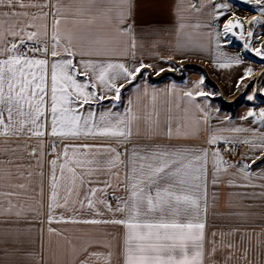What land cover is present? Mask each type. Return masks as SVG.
I'll return each instance as SVG.
<instances>
[{
    "label": "crops",
    "instance_id": "1",
    "mask_svg": "<svg viewBox=\"0 0 264 264\" xmlns=\"http://www.w3.org/2000/svg\"><path fill=\"white\" fill-rule=\"evenodd\" d=\"M50 2L64 12L62 16L53 17L49 14L45 20L36 21L47 26L49 93L51 62L54 59H73L63 53L57 58L50 55L54 19H61L62 31H75L71 21L77 17L73 13L76 8L87 6L86 0ZM128 5H131L130 10ZM213 5L227 7L217 9ZM98 7L111 10L110 19L99 18L91 29L93 35L107 36L114 41L111 47L117 54L109 57V61L123 63L131 71H135L141 64L145 67L141 74L137 75L139 79L131 82L132 84L123 78L115 82L117 86L124 85L119 101L113 98L114 91L101 89L97 82V96H104L105 99L93 101L81 111L86 113L88 109L95 110L97 122L101 113L110 112L121 119L131 116L132 136L126 144L116 139L92 137L62 140L45 135L42 138H29L30 133H25L19 139L10 137L7 143L0 138V152L10 148L19 149L15 153L7 151L6 155H0V162L5 170L12 168L13 184L26 186L24 190L15 189L19 195L12 198L15 205L13 214L0 215V264H81L86 257L87 264H105L109 251L114 253L111 264H122L121 249L126 231L122 225H92L73 221L127 218L128 211L119 213L106 210L107 203L110 202L114 209L119 198H127L129 195L124 191L123 184L117 187L116 173L118 172L119 179L123 180L125 165L118 164L111 175L104 172L89 173L81 177V166L74 163L72 148L82 143L94 147L103 145L119 148L121 159L128 160L130 165L133 149L139 155H144V150L147 149L167 153L186 152L188 160L184 163H188L192 157L203 155L206 151V161L200 162V166L206 169V174L202 175L199 181L201 188L198 216L181 217L205 225L204 264H264V163L262 160L253 163L249 158L260 156L262 151L255 145L264 130V121L259 119V113L264 111V61L244 49V42L249 40L250 29L255 33L251 38L252 47L264 45V39L261 40L264 36V22L253 16V11L258 6L254 4V0H249L248 3L244 0H103ZM39 11L30 10L36 15ZM43 11L50 10L45 8ZM217 11L223 13L219 20L215 19ZM121 12L127 17L124 22L118 19ZM228 19L242 25V32L235 29L236 35L231 32L224 35L223 23ZM253 19L260 23L251 25ZM117 29L130 30L122 35ZM241 36L243 39H240ZM60 43L65 45L67 42L61 39ZM81 59L95 61L96 57L81 58L76 55L74 64L79 67ZM236 59L241 61L238 66L232 64L230 67H220L221 64H228ZM185 66L202 69L212 86L206 85L204 76L198 72H178L179 68ZM249 68L252 72L241 80ZM80 71L83 69L80 68ZM166 73L181 78L151 81ZM76 78L80 82L86 80L84 75H78ZM200 91L205 95H197ZM185 92H192L193 96L189 98L185 96ZM248 95H252L254 99L249 101ZM48 102L50 105V96ZM249 111L255 115L244 119ZM50 121L49 106L47 127L42 124L40 130L50 133ZM149 128L153 131H149ZM236 128L244 131H233ZM210 136L227 138L231 142L241 144V153L235 160H228L219 152L220 158L217 159L213 155L217 150L207 143ZM245 140L250 143H244ZM53 144L56 145L55 153L51 147ZM65 145L69 147L67 160L63 156ZM125 147L127 153L124 151ZM33 150L36 151V156L29 155ZM76 157H79V153ZM54 159L57 160L55 182L58 187L57 200L52 202L50 211V185L53 175L51 161ZM220 159L225 161L226 165L220 164ZM9 160L14 161V164L10 166ZM61 164H66L63 175ZM214 164L220 165L218 170L214 168ZM227 165L250 166V171L245 173L236 167H227L225 170ZM136 167L139 168L138 162ZM68 169L77 173L75 187L79 190V198L73 193L66 208L58 207L57 203H64L65 190L72 184L71 172ZM17 171L24 175L23 179L16 177ZM28 173H31L30 178ZM81 179L84 181L83 187L80 186ZM89 179L93 183H88ZM106 180L111 183L106 194L98 191L93 197V200L97 201L94 208H99L103 213L102 216H96L94 210L88 209L87 202L84 201L85 192L88 188H106L102 183ZM8 190L7 187L3 189ZM3 200L4 207L7 208L8 197ZM99 200H104L105 205L99 204ZM79 201H84L83 208ZM16 212L20 215H15ZM93 252L98 254L97 257H89V253Z\"/></svg>",
    "mask_w": 264,
    "mask_h": 264
},
{
    "label": "snow or ice",
    "instance_id": "2",
    "mask_svg": "<svg viewBox=\"0 0 264 264\" xmlns=\"http://www.w3.org/2000/svg\"><path fill=\"white\" fill-rule=\"evenodd\" d=\"M87 6L76 8L73 15L77 18L71 23L75 26L73 30H61V19H54L52 24L53 33L51 36L52 58L59 57L62 53L73 59L53 60L50 64V93L48 91L49 78V47L46 42L47 26L38 24L36 21H43L51 14L53 17L63 15L64 10L51 4L50 0H0V138L7 143L8 138L16 137L19 139L25 133H30L29 138H42L45 135L59 137L62 140L80 139L92 137L101 139H116L125 144L132 136L133 119L128 116L121 119L118 115L112 113H101L99 122L95 120V110L88 109L86 113L81 110L85 105H90L93 101L103 100L104 96H97V82L101 89L114 91V99L121 98V89L123 84L116 85L120 78L131 83L145 65L141 64L135 71L129 70L123 63H112L109 57L116 55L115 49L111 47L114 43L107 36L100 37L93 35L91 29L99 18L110 19V11L104 10L98 5L103 0H86ZM248 3L249 0H244ZM261 16H264V0H254ZM220 9L227 5H213ZM48 8L49 12L43 9ZM130 10L131 5H128ZM195 8V5H193ZM32 9H39V14L30 12ZM55 9V11H52ZM223 13L217 11L216 20L220 19ZM127 17L123 12L118 14L120 22H124ZM67 23V21H65ZM260 21L253 19L251 25L259 24ZM183 27V25H181ZM43 29V30H41ZM235 29L243 30L242 25L234 23L228 19L223 23V33L236 35ZM130 29H117L120 34H126ZM255 33L250 29L248 31L249 40L244 42V49L253 52L255 56L264 61V45L253 48L251 38ZM264 39V36L261 37ZM67 43L61 45L60 40ZM243 39V36L240 37ZM31 42V43H29ZM135 48V40L132 44ZM73 49H76L74 51ZM95 56V61H85L81 59L79 67L74 64L75 56ZM43 57V58H40ZM240 59L230 61L228 64H221L220 67H230L232 64L239 65ZM80 68L83 71H80ZM252 69L245 71L241 80L247 78ZM78 75H84L86 80L80 82ZM91 81V83H89ZM200 83H203V78ZM239 86V82H238ZM199 96L205 93L200 91ZM50 96V105L48 102ZM185 96L191 98L192 92H185ZM249 101L253 100L252 95H248ZM131 104V101H129ZM27 105V109H25ZM51 113V131H41V126L47 127L48 107ZM6 114V115H5ZM255 114L252 111L247 113L248 117ZM43 118V120H42ZM259 119L264 121V111L259 113ZM123 125V127H121ZM153 131L152 128L148 129ZM198 131V129H195ZM235 132L244 131V129H233ZM139 135V129H137ZM171 136V128H169ZM223 140L231 143L227 138L210 136L207 143L215 145ZM244 143H250L245 140ZM260 148L261 155L251 158L252 162L262 160L264 163V130L260 135L258 143L255 145ZM55 153L56 145L52 146ZM18 148H10L0 155H6L7 151L15 153ZM127 153V148L124 149ZM229 151H231L229 149ZM74 163L81 166V177L89 173H104L111 175L118 164L125 165V177L117 180L124 185V191L129 193L127 198H119L116 201V207L113 209L109 202L106 205L107 211L124 213L129 212L126 219H86L80 222L84 224H114L122 225L125 228L123 244L121 249L122 264H204V228L202 222H192L181 219L189 215L198 216L200 208V188L199 181L202 175L206 174V169L200 166L201 161H206L208 153L205 151L201 156L192 157L188 163V154L186 152L167 153L155 149L144 150V155H139L136 150H132L130 160L121 159L119 148L98 145L93 146L87 143L74 146L72 148ZM69 147L65 145L63 156L67 160ZM79 153V157L76 154ZM36 156L35 150L29 153ZM57 158L59 154L56 153ZM214 157L220 158L217 150L213 153ZM41 159L43 153L40 154ZM40 161H38L39 163ZM139 163V168L136 163ZM11 166L14 161L9 160ZM57 160L51 161L53 170L51 183V196L49 210L51 211L54 201L57 200V183L55 176ZM220 164L226 162L220 159ZM219 164H214V168L219 169ZM17 169L19 165L16 166ZM227 167H236L237 170L248 173L250 166L227 165ZM61 174L66 170V164L60 165ZM71 172L72 184L66 188V196L63 204L57 203L58 207L68 205L70 197L76 193L79 198V190L75 187L77 173ZM17 178L23 179L24 175L18 171L15 173ZM14 173L11 167L5 170L0 162V215H10L15 205L12 198L19 195L15 189H25L24 184H13ZM31 173H28L30 178ZM6 181V183H5ZM99 183L100 181H96ZM88 183H93L91 179ZM106 188H88L85 192L84 201L87 202L88 209L94 210V215L102 216L99 208H94L97 201L93 200L96 193L104 192L111 187L110 180L103 181ZM84 181L81 179V187ZM7 187L8 191H3ZM4 197H8L7 208L4 207ZM84 201H79L81 208ZM99 204L105 205L104 200H99ZM79 211V209H73ZM19 216L20 213L16 212ZM51 223V217L49 219ZM111 247V246H109ZM215 249H213L214 254ZM97 253H89V257H97ZM114 253L109 251L105 264H111ZM88 257L81 264H87Z\"/></svg>",
    "mask_w": 264,
    "mask_h": 264
},
{
    "label": "built area",
    "instance_id": "3",
    "mask_svg": "<svg viewBox=\"0 0 264 264\" xmlns=\"http://www.w3.org/2000/svg\"><path fill=\"white\" fill-rule=\"evenodd\" d=\"M253 16L255 18H259L261 21H264V16H261L257 9L253 11ZM261 40H263V39L261 38ZM248 58H251V57L248 56ZM253 85H252V87H253ZM249 88H251V86ZM243 92L241 94H243ZM213 148L218 150L226 159L235 160L238 157V155L241 153L243 147L239 143L223 142V143H218V144L213 145ZM229 149L231 151H229Z\"/></svg>",
    "mask_w": 264,
    "mask_h": 264
},
{
    "label": "trees",
    "instance_id": "4",
    "mask_svg": "<svg viewBox=\"0 0 264 264\" xmlns=\"http://www.w3.org/2000/svg\"><path fill=\"white\" fill-rule=\"evenodd\" d=\"M187 68H188V70H192V71L198 72L201 75H203L205 84L210 86V87L212 86L211 82L207 79L205 72L202 69H200L199 67H196V66H187ZM167 78L180 79L181 77H176L174 74L166 73V74H163L162 76H160L156 79H151V81H160V80L167 79ZM137 79H139V76H136V78L132 81V83L136 82ZM220 104L223 107V103L220 102Z\"/></svg>",
    "mask_w": 264,
    "mask_h": 264
},
{
    "label": "rangeland",
    "instance_id": "5",
    "mask_svg": "<svg viewBox=\"0 0 264 264\" xmlns=\"http://www.w3.org/2000/svg\"><path fill=\"white\" fill-rule=\"evenodd\" d=\"M185 70H188L187 66L179 68L178 72L183 73V71H185Z\"/></svg>",
    "mask_w": 264,
    "mask_h": 264
}]
</instances>
